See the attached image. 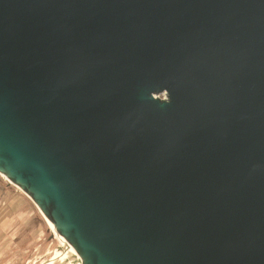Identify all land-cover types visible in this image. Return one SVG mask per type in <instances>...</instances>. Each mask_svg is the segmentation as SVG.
Returning a JSON list of instances; mask_svg holds the SVG:
<instances>
[{"label":"water","instance_id":"1","mask_svg":"<svg viewBox=\"0 0 264 264\" xmlns=\"http://www.w3.org/2000/svg\"><path fill=\"white\" fill-rule=\"evenodd\" d=\"M0 173L81 264H264V0H0Z\"/></svg>","mask_w":264,"mask_h":264},{"label":"rangeland","instance_id":"2","mask_svg":"<svg viewBox=\"0 0 264 264\" xmlns=\"http://www.w3.org/2000/svg\"><path fill=\"white\" fill-rule=\"evenodd\" d=\"M9 181L0 173V264H74L34 202Z\"/></svg>","mask_w":264,"mask_h":264},{"label":"bare ground","instance_id":"3","mask_svg":"<svg viewBox=\"0 0 264 264\" xmlns=\"http://www.w3.org/2000/svg\"><path fill=\"white\" fill-rule=\"evenodd\" d=\"M3 175V174H2ZM4 176V175H3ZM5 177V176H4ZM6 179H8L7 177H5ZM9 180V179H8ZM10 183H12L11 181H9ZM40 213L43 215V217L46 219V217L44 216V214L42 213V211L39 209ZM47 223L49 224L50 228L52 229L53 233L55 234V236L59 239V241L62 243L63 250L65 253L69 254L70 260L74 263V264H81V262L78 260L75 252H73L68 245L66 244V242L60 237V235L58 234V232L55 230V228L49 223V221L46 219Z\"/></svg>","mask_w":264,"mask_h":264},{"label":"crops","instance_id":"4","mask_svg":"<svg viewBox=\"0 0 264 264\" xmlns=\"http://www.w3.org/2000/svg\"><path fill=\"white\" fill-rule=\"evenodd\" d=\"M34 216H35V214H33ZM35 226L36 225H33V227L35 228ZM3 227H5V224H0V230L3 228ZM38 229V226H37V228H35V230H37ZM33 230V229H32ZM44 264H47V262H45Z\"/></svg>","mask_w":264,"mask_h":264}]
</instances>
